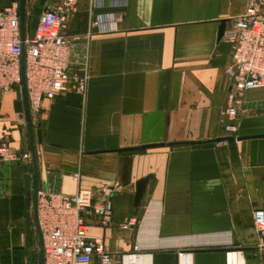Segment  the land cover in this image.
<instances>
[{"label": "crops", "instance_id": "crops-1", "mask_svg": "<svg viewBox=\"0 0 264 264\" xmlns=\"http://www.w3.org/2000/svg\"><path fill=\"white\" fill-rule=\"evenodd\" d=\"M26 1L32 39L43 12L65 0ZM16 2L0 0V10ZM76 2L65 35L75 71L87 67V93L43 103L33 118L42 133L35 154L22 90L0 92V144L32 156L0 165V264L41 262L35 172L38 190L71 196L84 188L94 205L111 201L108 225L92 210L85 219L112 264H264L253 223L264 210V137H254L264 136L263 90L236 95L234 142L119 151L229 137L232 45L220 29L223 21L231 28L248 0ZM112 13L116 31L87 35L94 18Z\"/></svg>", "mask_w": 264, "mask_h": 264}, {"label": "built area", "instance_id": "built-area-1", "mask_svg": "<svg viewBox=\"0 0 264 264\" xmlns=\"http://www.w3.org/2000/svg\"><path fill=\"white\" fill-rule=\"evenodd\" d=\"M76 0H65L55 9H47L39 19L32 39H21L19 4L0 10V92L14 88L22 90V56L25 55V77L32 119L43 110L45 101L52 102L69 91L85 96L89 84L87 67L70 63L71 42L65 35L69 17L76 11ZM118 17L112 13L91 21L88 36L94 28L117 30ZM223 40L232 45V62L227 71L231 90L228 93L225 127L229 137H236L235 123L238 111L236 95L254 89L264 91V0H248ZM78 68V67H77ZM31 153L18 154L7 144H0V165L14 162H31ZM77 176V175H76ZM92 190L80 188L75 194L65 196L44 190L36 192V219L42 239L44 264H90L94 258L100 264H112L113 256L102 238L88 235L85 213L92 210L95 216L108 225L112 217L109 200L93 204ZM130 220L123 225H134ZM254 229L264 241V210L253 213Z\"/></svg>", "mask_w": 264, "mask_h": 264}, {"label": "water", "instance_id": "water-1", "mask_svg": "<svg viewBox=\"0 0 264 264\" xmlns=\"http://www.w3.org/2000/svg\"><path fill=\"white\" fill-rule=\"evenodd\" d=\"M26 0H19V14H20V24H21V39L22 41L25 40V24H26ZM225 27H226V22H222V26L220 29V37L223 36L225 32ZM25 55L22 56V95H23V101H24V107H25V118L27 121L28 125V135H29V141H30V148L33 154H35V142H36V137L38 138V141L40 142L42 140V133L41 130L35 132L34 129V123L33 119L31 116L30 112V107H29V101H28V93H27V84H26V77H25ZM254 137H264V136H254ZM245 139V138H244ZM222 141H228V142H234L235 138L234 137H226V138H219L215 140H209L205 142H191V143H177V144H150V145H144L138 148H129V149H124V150H119L121 152H126V151H138V150H148V149H155V148H162V147H174V146H182V145H203L205 148H213L216 146L217 143L222 142ZM33 184H34V190H35V202H34V208H36V192L38 190V174L35 172L33 176ZM40 264H44V256L42 252V259Z\"/></svg>", "mask_w": 264, "mask_h": 264}]
</instances>
